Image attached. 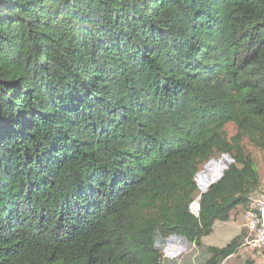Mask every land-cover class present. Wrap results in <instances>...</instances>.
<instances>
[{
  "label": "trees",
  "instance_id": "16d2710c",
  "mask_svg": "<svg viewBox=\"0 0 264 264\" xmlns=\"http://www.w3.org/2000/svg\"><path fill=\"white\" fill-rule=\"evenodd\" d=\"M248 147L264 154V0H0V264L200 248L261 188ZM226 156L194 216L196 175Z\"/></svg>",
  "mask_w": 264,
  "mask_h": 264
},
{
  "label": "rangeland",
  "instance_id": "374dc122",
  "mask_svg": "<svg viewBox=\"0 0 264 264\" xmlns=\"http://www.w3.org/2000/svg\"><path fill=\"white\" fill-rule=\"evenodd\" d=\"M228 131L231 134L232 128L228 127ZM248 151L252 154L256 168L258 169L261 181V188L264 189V154L258 150L248 147ZM229 159L226 157H220L208 162L201 168L199 173H203L199 176L200 189H207L211 181L216 180L221 176L224 169L228 165ZM202 192L197 188L194 196V200L198 199V196ZM198 205V200L192 205V209H195ZM247 210L245 208H237L231 214V219L227 222H216L213 227L212 233L202 239V247L197 248L194 245L188 244L180 237H170L166 240L158 239L156 241V247L160 250L163 256L164 264H200L205 257V249L208 246H214L217 248L224 247L233 238L239 236L240 244L238 253L227 260L226 264H242L243 257L247 249L243 246L245 241V229L244 215ZM181 240H180V239ZM255 264H264V257H254Z\"/></svg>",
  "mask_w": 264,
  "mask_h": 264
},
{
  "label": "built area",
  "instance_id": "2783aa9c",
  "mask_svg": "<svg viewBox=\"0 0 264 264\" xmlns=\"http://www.w3.org/2000/svg\"><path fill=\"white\" fill-rule=\"evenodd\" d=\"M203 173H198L196 175V183L197 188L204 193L206 191L200 189L199 184V176ZM218 177L216 180H218ZM216 180L211 181L215 182ZM209 186V184H207ZM198 196V200L199 201ZM195 202V201H194ZM190 206V210L194 216H197L199 207L197 206L195 209H192V205ZM244 225L246 231L245 241L243 246L247 249L243 257V263L246 264L249 261H254V257H264V189H260L249 196V207L248 210L245 212L244 215ZM181 240V239H180ZM240 248V247H239ZM239 248L236 252L230 255L227 259L224 260L222 264H226L225 262L230 258L234 257L237 253Z\"/></svg>",
  "mask_w": 264,
  "mask_h": 264
},
{
  "label": "water",
  "instance_id": "95a60500",
  "mask_svg": "<svg viewBox=\"0 0 264 264\" xmlns=\"http://www.w3.org/2000/svg\"><path fill=\"white\" fill-rule=\"evenodd\" d=\"M226 158H228L229 159V162H228V165H229V163L231 162V159L228 157V156H226ZM212 161V160H211ZM211 161H209V162H211ZM227 165V166H228ZM227 168V167H226ZM221 177V176H220ZM199 199H200V197H199ZM180 239V238H179ZM182 239V238H181Z\"/></svg>",
  "mask_w": 264,
  "mask_h": 264
},
{
  "label": "crops",
  "instance_id": "0c3cea01",
  "mask_svg": "<svg viewBox=\"0 0 264 264\" xmlns=\"http://www.w3.org/2000/svg\"><path fill=\"white\" fill-rule=\"evenodd\" d=\"M245 222V221H244ZM245 229V228H244ZM246 233V231H244Z\"/></svg>",
  "mask_w": 264,
  "mask_h": 264
}]
</instances>
